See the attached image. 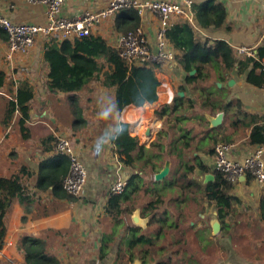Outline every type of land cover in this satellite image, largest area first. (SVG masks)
Masks as SVG:
<instances>
[{"label":"crops","instance_id":"obj_1","mask_svg":"<svg viewBox=\"0 0 264 264\" xmlns=\"http://www.w3.org/2000/svg\"><path fill=\"white\" fill-rule=\"evenodd\" d=\"M110 1L64 0L60 17L71 19L86 11L98 12L105 9ZM164 1L179 3L181 0ZM191 1L194 15L191 26L198 39L226 42L238 60L251 58L240 56L238 48L251 49L255 55L253 59L258 60L256 52L264 48V0H217L226 11V21L221 28L207 29L198 25L193 10L194 5L205 0ZM0 5L4 8L5 17L14 23L35 26L46 23L44 5L29 4L25 0H0ZM176 20L172 18L170 24ZM132 24L129 17L120 11L95 25L91 35L103 38L108 45L119 50V37L123 32L133 31ZM136 28L143 31L150 45L155 44L159 20L154 14L145 11L143 15H138ZM50 41L47 36H39L31 50L25 54H15L9 62L6 59V39L0 36V71L5 75V83L0 88V177H12L22 170L29 176L22 175L29 192L27 199H16L5 217V242L0 260L2 264H25L24 253L17 247L22 237H29L41 240L45 244L46 256L54 258L58 264H114L115 249L123 234L117 223L121 221L134 227L131 216L137 210L140 217L147 221L146 227L140 229L145 233H153L156 227L150 225V215L144 208L147 203L157 199L158 194L140 192L130 195L122 204L124 212L118 217L119 221L116 223L109 218L105 208L110 186L119 179L127 182L132 172H137L123 165L113 141H99L101 137L112 134L116 123L120 122L128 125V135L131 140L137 141L139 147L151 148L156 134L164 129L155 112L163 105L170 104L175 96L184 101L190 98L189 87L184 85L185 73L178 63L181 53L168 42L175 54L174 61L168 66L154 67L160 82L156 102L145 103L142 107L127 106L117 112L114 109V87H105L98 81H91L73 95L48 91V68L42 55L46 44H58ZM251 69V63L243 66L239 73L235 67L227 84L223 85L228 91L227 101L239 104L246 116L240 128L233 129L231 121L224 114L221 124L211 128L207 119L214 115L196 107L184 111L183 115L189 120L175 124L168 130L171 136H180L178 125L192 129V135L198 137L192 141V147L198 148L194 156L198 155L201 162L210 168L213 160L211 150L216 143L232 145L231 155L237 160L262 148L261 159L264 162V146L248 144L251 128L255 125L264 126V86L247 81ZM255 72L261 74L262 71L259 68ZM23 86L33 92L29 102V119L25 123L27 138L21 135L17 112L7 126L3 125L8 102L16 90ZM182 86H185V92L180 89ZM217 86L222 85L217 83ZM74 95L75 100H72ZM105 109H111L106 120L99 115ZM200 116L205 119L204 122L198 118ZM138 125L145 132L143 138L135 133ZM206 131L208 135L204 134ZM216 132L219 135L213 143L209 135ZM59 137L69 139L87 172L83 193L72 199L52 196L51 188L42 191L35 187L40 162L54 157L55 143ZM205 139L211 145L208 149H204L201 144ZM147 144L150 146L146 147ZM164 159L169 168L166 179H170L177 168V162L170 156ZM139 176L145 183L149 181L146 175ZM194 177L198 180L204 177L202 183L205 184V174L196 171ZM150 180L153 182L152 178ZM232 195L240 201V205L234 208L228 221L229 228L223 230L220 225V232L214 236L210 224L218 219L213 205H209L199 195L178 197L175 193H167L163 198L165 206L157 214L164 218L166 213L176 227L169 230L165 239L156 242L163 249L158 258L147 261L146 257L145 264H264V225L257 221L262 190L251 176L250 180L243 176L234 184ZM113 231H116V241L111 243L110 254L100 258L98 252L102 237Z\"/></svg>","mask_w":264,"mask_h":264},{"label":"trees","instance_id":"obj_2","mask_svg":"<svg viewBox=\"0 0 264 264\" xmlns=\"http://www.w3.org/2000/svg\"><path fill=\"white\" fill-rule=\"evenodd\" d=\"M193 10L196 22L203 29L221 28L226 21V11L217 0H205L194 5ZM120 11L133 22L131 30H134L138 25L137 12L133 9ZM0 36L7 39L6 34L1 30ZM165 38L181 53L178 63L185 73L184 85L189 87L190 98L184 101L175 96L170 104L163 105L155 112V116L162 121L164 129L156 134L149 149L141 148L136 140H131L127 124L116 123V127L119 125L125 129L123 134L113 141L116 154L124 166L137 173L132 172L123 194L109 193L105 208L107 216L117 223L118 217L124 212L122 204L130 195H136L142 190L144 194H158V196L144 208L150 215V225L156 227L153 233H145L140 228L129 227L121 221L117 223L123 234L115 249L114 264H132L135 259L145 264L146 257L149 259L147 261L158 258L163 249H160L156 242L165 239L169 230L176 227L169 221L166 213L164 218L157 214V211L165 206L166 201L163 198L167 193H175L178 197L201 196L209 205L214 206L216 217L223 230L229 228L228 221L234 208L240 205V201L232 195L234 185L227 181L225 174L203 164L198 155L194 156L198 148L192 147V141L198 137L192 135L193 130L178 125L180 136H171L168 130L175 124L189 120L183 115L184 111L194 110L196 107L214 116L223 113L235 130L244 125L246 116L242 113L239 104L227 101L228 91L223 85L227 84L230 73L235 67L239 73L243 66L249 63L252 69L247 75V81L263 85L264 74L262 72L256 74L255 70L260 68V62L264 59V48L256 52L258 60L253 58L238 60L226 42L198 39L192 26L183 19L170 24L166 29ZM50 42L53 40L51 39ZM42 60L48 68L46 86L50 93L73 95L84 89L91 81H98L105 87H114V109L117 112H121L127 106L142 107L145 103L152 104L157 101L160 82L156 78L154 67L127 66L120 58L119 50L108 45L101 37L90 34L74 41L65 40L59 44H46ZM192 71L195 73L190 75ZM4 83L5 75L0 71V88ZM217 83L222 86L218 87ZM185 86L180 88L183 92L186 91ZM32 98L33 92L29 87H19L8 102L5 111L3 125L7 126L17 112L18 125L23 138H27L25 123L29 119V102ZM71 99L75 100V95ZM198 118L205 121L202 116ZM204 134L208 135L209 132L206 131ZM218 135L217 132L213 133L209 135V139L215 143ZM203 138L205 137H199V139ZM248 144L264 146V126L255 125L251 128ZM211 152L213 153V149ZM165 156H170L177 162L172 177L166 179L167 176L160 182L150 180L145 183L139 174H148L151 179L162 169ZM196 171L211 175L212 180L203 184L202 180L194 177ZM67 172V158L55 154L54 157L40 162L35 187L42 191L51 188L52 196L72 199L62 189V181ZM22 175L28 176L22 170L12 177H0V252L5 242V217L12 203L16 199L20 201L27 199L29 195ZM247 179L250 180L249 175ZM257 221L264 225V190L258 205ZM114 234L116 231L102 237L98 252L100 258L110 254L111 243L116 241ZM17 248L24 253L25 264H58L54 258L46 256L45 244L39 239L22 237ZM0 264H2L1 260Z\"/></svg>","mask_w":264,"mask_h":264},{"label":"built area","instance_id":"obj_3","mask_svg":"<svg viewBox=\"0 0 264 264\" xmlns=\"http://www.w3.org/2000/svg\"><path fill=\"white\" fill-rule=\"evenodd\" d=\"M29 4H41L46 7V23L43 26L14 23L4 15V8L0 5V30L6 36V59L11 62L15 54H25L34 46L36 38L47 36L56 43L74 41L91 34V30L106 18L114 16L123 9H133L138 15L145 11L151 12L159 20V29L155 44L150 45L140 28L129 31L119 37V56L127 66H168L174 61V51L169 48L165 38L170 20L183 19L190 25L194 23L191 11L192 1L181 0L179 3L164 0H111L105 9L98 12H83L71 19L61 18L60 9L64 0H25ZM240 56L255 58L251 49L241 47L237 49ZM260 70L264 74V62H260ZM264 86V84H263ZM233 146L216 143L213 146L212 169L225 174L227 181L236 184L243 176H251L260 189L264 190V162L261 159L262 148L254 154L237 160L232 157ZM54 152L63 155L68 161V172L62 181V189L71 197H79L87 181L85 166L74 150L72 143L66 137H59L55 143ZM127 182L119 179L114 182L109 193L123 194ZM18 264V263H17Z\"/></svg>","mask_w":264,"mask_h":264},{"label":"water","instance_id":"obj_4","mask_svg":"<svg viewBox=\"0 0 264 264\" xmlns=\"http://www.w3.org/2000/svg\"><path fill=\"white\" fill-rule=\"evenodd\" d=\"M194 73L195 71H192L190 72V75H193ZM222 119H223V113H218L215 116L208 117L207 120H208V123L210 124V127L215 128L221 124ZM149 146L150 144L147 147ZM168 173H169L168 164L167 163L165 164V161H164V165L162 169L158 173L154 174L153 181L154 182L162 181L169 175ZM210 180H212V176L206 175L204 183H207ZM131 223L134 227H138V228H144L147 225V221L140 217L139 212L137 210L134 211L131 216ZM210 228H211V233L214 236L220 232V224L218 223V221L212 222L210 224ZM132 264H142V262L139 259H135Z\"/></svg>","mask_w":264,"mask_h":264},{"label":"clouds","instance_id":"obj_5","mask_svg":"<svg viewBox=\"0 0 264 264\" xmlns=\"http://www.w3.org/2000/svg\"><path fill=\"white\" fill-rule=\"evenodd\" d=\"M111 114V109H105L104 111L100 112L99 115L102 119H107L109 115ZM125 131V129L122 126H117L115 129H113L112 134L107 135L105 137L100 138V143H110L112 141L117 140Z\"/></svg>","mask_w":264,"mask_h":264},{"label":"rangeland","instance_id":"obj_6","mask_svg":"<svg viewBox=\"0 0 264 264\" xmlns=\"http://www.w3.org/2000/svg\"><path fill=\"white\" fill-rule=\"evenodd\" d=\"M125 33H126V32H123L122 35L125 34ZM155 121H156V120H155ZM145 126H146V125H145ZM146 129H147V128H146ZM147 131H148V129H147ZM154 138H155V136H154ZM154 138H153V139H154ZM140 140H142V139H140ZM148 140H149V139H148ZM144 141H146V140H144ZM201 144L203 145V148H204V149H208V148L211 146V145H209V141H207L206 139L204 140V142H201ZM147 146H148V145H147ZM147 146H146V147H147ZM146 177H148V179H149V181H147V182H150V177H149L148 174L146 175ZM203 178H204V177H202L201 179L204 180ZM152 179H153V176H152ZM141 193H143V190L141 191ZM143 194H144V193H143ZM125 215H127V214H125ZM107 226H108V225H107ZM107 229H108V228L105 226V230H107ZM200 237H201V236H200Z\"/></svg>","mask_w":264,"mask_h":264},{"label":"bare ground","instance_id":"obj_7","mask_svg":"<svg viewBox=\"0 0 264 264\" xmlns=\"http://www.w3.org/2000/svg\"><path fill=\"white\" fill-rule=\"evenodd\" d=\"M136 124V123H135ZM142 125V124H141ZM141 125H138L136 128H135V133H137L140 137H144L145 136V132L143 131V128H141L140 126Z\"/></svg>","mask_w":264,"mask_h":264}]
</instances>
